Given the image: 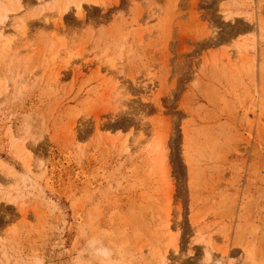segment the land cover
<instances>
[{
	"label": "rangeland",
	"instance_id": "rangeland-1",
	"mask_svg": "<svg viewBox=\"0 0 264 264\" xmlns=\"http://www.w3.org/2000/svg\"><path fill=\"white\" fill-rule=\"evenodd\" d=\"M18 2L0 264H264V0Z\"/></svg>",
	"mask_w": 264,
	"mask_h": 264
},
{
	"label": "bare ground",
	"instance_id": "bare-ground-1",
	"mask_svg": "<svg viewBox=\"0 0 264 264\" xmlns=\"http://www.w3.org/2000/svg\"><path fill=\"white\" fill-rule=\"evenodd\" d=\"M19 2H21V0H19ZM18 2V3H19ZM19 8H22V5H21V3H20V5L18 6V8H15V10H17V9H19ZM5 9V8H4ZM14 12V8H12V9H9V8H6L3 12H2V14H1V18H0V20H1V22L3 21L4 22V20L5 19H7V17H8V15H9V13H11V12ZM1 12V11H0ZM9 18V17H8ZM20 26V25H19ZM22 28V27H21ZM4 34L5 33H3V31H0V41L4 38ZM13 35V34H12ZM6 38H8L7 36H5ZM11 39V38H10ZM7 42H8V40H7ZM10 42V41H9ZM5 43V42H4ZM216 263V262H215ZM166 264V263H165ZM219 264V263H218Z\"/></svg>",
	"mask_w": 264,
	"mask_h": 264
}]
</instances>
